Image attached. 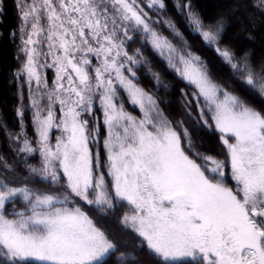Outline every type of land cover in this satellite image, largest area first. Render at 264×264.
Listing matches in <instances>:
<instances>
[{
	"label": "snow or ice",
	"instance_id": "1",
	"mask_svg": "<svg viewBox=\"0 0 264 264\" xmlns=\"http://www.w3.org/2000/svg\"><path fill=\"white\" fill-rule=\"evenodd\" d=\"M256 4L264 10V0ZM157 5L165 7L148 0ZM17 7L26 57L18 79L28 87L35 129L33 144L21 124L18 151L38 156L39 167L30 165L24 181L0 177V264H144L141 255L152 264H264V109L212 82L198 57L180 56L173 67L203 98L200 120L219 133L222 151H201L192 139L199 122L192 130L173 125L134 82L131 65L139 61L126 50L130 30L158 51H175L137 0H17ZM182 10L264 105V61L257 69L250 52L219 45L222 17L205 24L191 4ZM44 68L55 70L51 85ZM120 90L139 107V119L117 106ZM94 111L103 116L102 151L95 150L100 128L84 118ZM17 114L24 116L23 107ZM33 180L49 187H30ZM84 205L100 219L126 205L119 231L134 237L133 252L125 254L122 238Z\"/></svg>",
	"mask_w": 264,
	"mask_h": 264
},
{
	"label": "trees",
	"instance_id": "2",
	"mask_svg": "<svg viewBox=\"0 0 264 264\" xmlns=\"http://www.w3.org/2000/svg\"><path fill=\"white\" fill-rule=\"evenodd\" d=\"M25 2L31 3V0H25ZM163 2L165 7L161 9L158 5L149 8L148 0H137L139 8L147 13L146 19L152 30L166 39L175 51L171 53L158 51L153 48L146 36L140 32H134L133 40L126 45V50L129 55H134L139 49L138 56L143 58L140 65L136 67L131 65L136 73L134 82L153 96L159 110L173 125L182 121L185 127L192 130L197 127L196 122H199L200 134L193 135L192 139L197 144H203L201 151L217 154L222 151L219 133L214 126L209 128L200 120V109L203 107L207 113V108L204 107L203 98L197 97L196 88L186 82L173 67V65H179V57L183 55L188 58L189 54L198 57L202 65L206 67L212 82L237 95L257 110L264 109V105L259 103L256 94L247 90L241 78L234 75L230 65L216 53L217 45H207L199 33L190 26L187 10H182V6L191 4L192 11L201 15L205 24L222 17L224 31L219 45L230 48L238 56H243L245 51L250 52L252 63L257 69L260 62L264 61V10L257 6L256 0H163ZM20 15L17 0H0V158H3L0 159V177L11 178L14 175L20 181H24L28 176L30 165L39 167V158L28 156L21 160L20 156L14 154L9 140L11 135H18L22 131L23 123V131L28 135L30 142L35 143V129L32 125L33 110L29 107L28 87L23 83V78L18 79L21 66L26 60L21 52L20 28L23 21ZM170 24L175 28L170 27ZM28 30H30V23ZM176 32L180 35H175ZM250 35L254 39H249ZM49 60L47 62L50 63ZM40 61L44 63L45 59L41 56ZM43 70L50 82L53 70L51 68ZM125 74L128 75V73ZM32 87L34 88V84ZM119 95L117 106L122 102L125 111L139 119L142 116L139 107L129 102L123 90H120ZM20 107L25 110L23 117L17 114V109ZM84 118L95 120L94 126L100 128V136L97 138L98 148L95 150L102 151L105 135L102 114L94 111L93 117L85 116ZM4 164L9 166L8 171H4ZM29 186L49 187L46 184H38L35 180ZM84 210L92 218L99 219L100 226L114 237L122 238L121 249L125 254L133 252L134 237L119 231V217L126 211V205L124 208L117 207L111 211L108 219H100L94 208L90 211L87 205H84ZM124 243L128 244L127 248L123 247ZM119 254V252L116 253V255ZM141 260L144 264H152V259L149 257L141 255Z\"/></svg>",
	"mask_w": 264,
	"mask_h": 264
},
{
	"label": "rangeland",
	"instance_id": "3",
	"mask_svg": "<svg viewBox=\"0 0 264 264\" xmlns=\"http://www.w3.org/2000/svg\"><path fill=\"white\" fill-rule=\"evenodd\" d=\"M133 31H131L130 30V32H129V34L130 35H132L133 36ZM41 47V50L43 51V52H46L47 51V47H46V45H41L40 46ZM165 52H167V50H164ZM135 56H136V59L139 61L137 64H135V65H132L133 67H136V66H138V65H140L142 62H143V58L141 57V56H138L137 54H136V52H135V54H134ZM42 58L43 59H45L43 56H42ZM50 62H51V60H49ZM46 69H48V68H45V70ZM53 70V74L51 75L52 77H51V81L50 82H48L49 83V85H51V82H52V80L54 79V77H55V70L54 69H52ZM42 76L43 77H45V73H44V70L42 71ZM46 79H47V77H45ZM48 81V80H47ZM187 82V81H186ZM194 86V85H193ZM34 87H35V85H34ZM195 87V86H194ZM56 133L54 132V135H55ZM9 140H10V142H11V148H12V150H13V152H14V154L16 155V156H20V159L22 160V159H25L26 157H28V155L27 154H25V153H20L19 151H18V148L21 146V139H17V135H11L10 136V138H9ZM52 190H55V188H52Z\"/></svg>",
	"mask_w": 264,
	"mask_h": 264
}]
</instances>
